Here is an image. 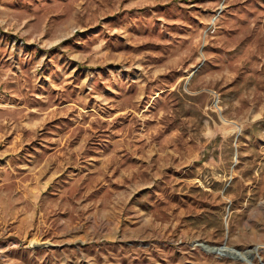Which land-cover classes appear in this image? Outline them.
Segmentation results:
<instances>
[{
    "label": "rangeland",
    "instance_id": "rangeland-1",
    "mask_svg": "<svg viewBox=\"0 0 264 264\" xmlns=\"http://www.w3.org/2000/svg\"><path fill=\"white\" fill-rule=\"evenodd\" d=\"M0 264H264V0H0Z\"/></svg>",
    "mask_w": 264,
    "mask_h": 264
},
{
    "label": "water",
    "instance_id": "water-1",
    "mask_svg": "<svg viewBox=\"0 0 264 264\" xmlns=\"http://www.w3.org/2000/svg\"><path fill=\"white\" fill-rule=\"evenodd\" d=\"M52 244L50 242H41V241H33L31 243V246L32 248H45V247H49L51 246ZM203 249L206 251V252H211V253H214V254H219L221 256H228V257H231L233 259H239L240 258V255L235 253L234 249L231 250L229 248H227L226 246H222V247H214V246H209V245H204L203 246ZM259 250V247L256 246L254 248V251L255 252H258ZM249 257L252 258V254L251 252H249Z\"/></svg>",
    "mask_w": 264,
    "mask_h": 264
},
{
    "label": "bare ground",
    "instance_id": "bare-ground-1",
    "mask_svg": "<svg viewBox=\"0 0 264 264\" xmlns=\"http://www.w3.org/2000/svg\"><path fill=\"white\" fill-rule=\"evenodd\" d=\"M35 241H37V240H35ZM231 250H233V249H231ZM234 251H235V253L240 255V258H239L240 261H248V262L252 261L251 258L249 257V253L248 252L245 253V254H241L240 251H237V250H234Z\"/></svg>",
    "mask_w": 264,
    "mask_h": 264
}]
</instances>
